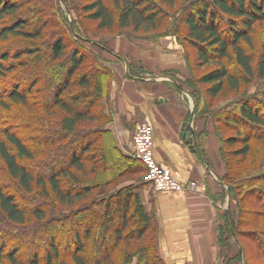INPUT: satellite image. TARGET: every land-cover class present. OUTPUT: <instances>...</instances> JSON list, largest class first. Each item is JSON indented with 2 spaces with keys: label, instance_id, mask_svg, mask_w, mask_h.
<instances>
[{
  "label": "trees",
  "instance_id": "trees-1",
  "mask_svg": "<svg viewBox=\"0 0 264 264\" xmlns=\"http://www.w3.org/2000/svg\"><path fill=\"white\" fill-rule=\"evenodd\" d=\"M62 1L77 15L74 30L60 0H0V81L41 67L27 84L0 89V107L23 109L21 123L0 129V164L11 183L0 179V216L31 223L27 244L0 241V264L158 261L151 217L136 184L123 183L140 180L146 168L114 143L104 99L113 73L99 52L116 36L136 34L148 41L175 35L183 45L186 84L203 96L200 111L214 124L235 200L226 231L238 238L244 264L264 260V154L251 151L264 143V87L252 95L243 89L264 81V0ZM256 25L263 31L257 45ZM219 95L231 98L214 104ZM36 187L45 206L23 196ZM56 233L73 245L61 251ZM24 247L34 252L22 256Z\"/></svg>",
  "mask_w": 264,
  "mask_h": 264
},
{
  "label": "crops",
  "instance_id": "crops-1",
  "mask_svg": "<svg viewBox=\"0 0 264 264\" xmlns=\"http://www.w3.org/2000/svg\"><path fill=\"white\" fill-rule=\"evenodd\" d=\"M99 52L113 73L104 99L115 145L132 155L135 123L147 121L153 130L155 159L186 185L182 190H155L145 175L125 181L136 184L151 217L156 264H242L239 245L225 228L232 201L223 180L226 166L220 140L186 84L190 71L183 45L175 35L154 41L120 35ZM187 124L195 134V146L183 136ZM125 264H136V259Z\"/></svg>",
  "mask_w": 264,
  "mask_h": 264
},
{
  "label": "rangeland",
  "instance_id": "rangeland-1",
  "mask_svg": "<svg viewBox=\"0 0 264 264\" xmlns=\"http://www.w3.org/2000/svg\"><path fill=\"white\" fill-rule=\"evenodd\" d=\"M86 0H81V2H85ZM61 2V7L62 9H64V14L67 15V18L69 20L72 21L73 18L77 19V15L74 11H71L70 14H68V12L66 11L67 8L69 9L70 8V3L69 1H66L65 3L60 0ZM68 20V21H69ZM73 26V24H72ZM78 27L80 28V24H78ZM77 27V28H78ZM74 30V28L72 29ZM80 30V29H79ZM255 35L258 37L262 34V28L260 27V25H256V31H255ZM128 33H132L131 31L128 32ZM137 36L133 39H136V40H145L142 36L143 34H136ZM259 39L256 41L255 45L258 44V41L260 40L261 37H258ZM94 51L95 48H92ZM47 53V52H46ZM46 58V57H44ZM37 69H34V70H28L25 74H21L20 76H17L16 78H14L13 76L11 77H6V79L4 80H1L0 81V89H2L3 87L5 88H9V87H12L14 85L15 82L17 81H20V82H24V84H27L28 82V77L31 75V74H37L38 71H40L41 67L40 65L36 66ZM204 87V86H202ZM264 87V81H254L252 84L248 85V86H245L243 89L246 90V92H248L249 94H258L260 93L261 89ZM193 90V89H192ZM194 91V90H193ZM193 97L196 99V100H200L199 102L202 104L203 103V96L201 94H199L198 92L194 91V95ZM221 95H219L217 98H215L214 100V104H223L225 103L228 99L227 98H231V96L229 97H226V98H220ZM21 114H23V109L21 108L20 105H12L11 107L9 108H3V107H0V129H3L5 126L7 127H13L15 125H18L19 123H21L22 121V118H21ZM28 131V130H27ZM29 136H32V132L29 134ZM30 141V140H29ZM31 142V141H30ZM43 148V145L41 146ZM41 147L37 148V149H42ZM252 153H253V157H259V154H264V143L260 142V141H255L253 142L252 144V149H251ZM133 156V155H132ZM264 156V155H263ZM37 158H41L40 156L36 155ZM258 169V168H256ZM255 169V170H256ZM3 167L2 165L0 164V179L8 185H11L10 182L7 181V179L4 178L5 174L3 172ZM125 183V182H123ZM229 187V186H228ZM37 187L33 190V192H31L30 194H24L23 196L27 197L28 199H30V202H29V206H33L37 203H42L44 204V206L46 205V202L43 201V199L38 196L36 194V190ZM35 193V194H34ZM231 196V195H230ZM43 197V196H42ZM231 199H232V203L233 205L235 204V200L234 198L231 196ZM24 204V203H22ZM55 205V204H54ZM58 207H60L58 205ZM67 208H63L64 211H66ZM31 223H27V224H23V225H14L12 224L11 222L5 220V218H2L0 216V241L1 240H4L6 242L9 243V245H11L13 242L12 241H16L17 237L20 238V240H22L23 242H25L26 244L28 243L27 240L30 238V236L28 235V233L26 232V230H24V227L26 225H30ZM81 226V224H80ZM82 228V226L80 227ZM79 228V229H80ZM70 230V225L67 224L66 226V229H65V232L68 231L69 232ZM82 229L79 230V232H81ZM65 232H62V233H65ZM8 234V235H7ZM15 238V240H12L13 239V236ZM230 234V233H229ZM228 234V235H229ZM232 238V240H238V238L236 236H230ZM40 237H38V240H39ZM56 240H58V243H59V248H61V251L65 250V244H69V245H73V243L70 241L69 237L68 236H60L59 234H55V237H54ZM42 240V244L43 246H46V243L47 241L44 239H40ZM239 242V240H238ZM13 245V244H12ZM27 249V250H26ZM22 253V256H29L32 254V252H34V249L32 247L30 248H22L21 251ZM69 260V259H67ZM264 261L263 258H255L252 261H250V263H260ZM4 264H10V262L8 260H4Z\"/></svg>",
  "mask_w": 264,
  "mask_h": 264
},
{
  "label": "built area",
  "instance_id": "built-area-1",
  "mask_svg": "<svg viewBox=\"0 0 264 264\" xmlns=\"http://www.w3.org/2000/svg\"><path fill=\"white\" fill-rule=\"evenodd\" d=\"M132 155L140 160L145 168V180L155 190H182L185 184L178 181L170 168L158 162L153 154V130L152 126L144 120L135 123L132 137ZM190 184H192L190 182Z\"/></svg>",
  "mask_w": 264,
  "mask_h": 264
},
{
  "label": "water",
  "instance_id": "water-1",
  "mask_svg": "<svg viewBox=\"0 0 264 264\" xmlns=\"http://www.w3.org/2000/svg\"><path fill=\"white\" fill-rule=\"evenodd\" d=\"M69 24H70L71 29H73L72 21H71V20H69ZM189 134H190V135H189ZM183 136H184V137H187V139H186V142H187V143H189L190 141H193L194 146L196 145L195 134H194V132L189 128V125H188V124L185 125V129H184ZM191 146H192V145H191ZM237 243H238V245H239L238 240H237ZM239 247H240V245H239ZM240 259H241V263L244 264V262H243V255H242V251H241V249H240Z\"/></svg>",
  "mask_w": 264,
  "mask_h": 264
}]
</instances>
